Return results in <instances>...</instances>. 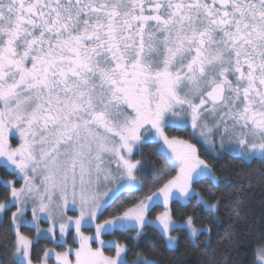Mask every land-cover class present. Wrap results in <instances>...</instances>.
<instances>
[{"label": "snow or ice", "instance_id": "1", "mask_svg": "<svg viewBox=\"0 0 264 264\" xmlns=\"http://www.w3.org/2000/svg\"><path fill=\"white\" fill-rule=\"evenodd\" d=\"M217 157L264 164V0H0V264H159L149 228L216 264L220 206L238 222L254 187Z\"/></svg>", "mask_w": 264, "mask_h": 264}, {"label": "trees", "instance_id": "2", "mask_svg": "<svg viewBox=\"0 0 264 264\" xmlns=\"http://www.w3.org/2000/svg\"><path fill=\"white\" fill-rule=\"evenodd\" d=\"M211 163L215 166L217 175L228 178L227 183L230 188L239 187L242 183V177L246 179L248 176L252 177L254 187L241 194V199L244 201V204L240 211L241 219L238 222H235L229 211L226 210L225 204H221L215 226L212 228L210 240L206 242L208 244V251L214 253L216 264H249L254 245L264 235V186L255 183L259 173L264 172V164L259 162L247 164L231 160L227 157H217ZM162 164L163 161H160L157 166ZM148 166H152L151 160L148 162ZM8 178L11 179V177L7 176L4 169L0 168V179ZM220 187L224 193V200L227 201V192L229 189H226L223 184ZM197 189L203 190V194L207 198L205 185H198ZM212 191L216 192L217 190L212 189ZM131 195L139 197L144 195V193H132ZM220 195L221 192H217V196ZM4 196L3 186H0V200H3ZM192 205H195L194 200L192 201ZM172 209L176 218L183 214L193 213V207L191 205L182 206L174 203L172 204ZM10 211L3 213V216L0 218V233L9 226ZM157 211H159V208L155 209L152 215ZM196 212L199 213L200 209H196ZM229 234H231V242H229ZM105 237L121 243L129 242L124 235L119 233L106 235ZM203 239L201 237V240ZM140 243L142 247L149 243H155L158 249L157 258L159 264H207V257L203 255L205 248V244L203 243L199 245V248H194L182 240L179 251L174 253L169 252L164 249L161 238L150 228L146 231ZM44 246L45 244L42 241L38 248L42 249ZM132 258L133 256L130 253V262Z\"/></svg>", "mask_w": 264, "mask_h": 264}, {"label": "rangeland", "instance_id": "3", "mask_svg": "<svg viewBox=\"0 0 264 264\" xmlns=\"http://www.w3.org/2000/svg\"><path fill=\"white\" fill-rule=\"evenodd\" d=\"M198 147H200V145H198ZM201 152H203V148H201ZM163 209H162V206H161V208H159V211H162ZM12 211H15V209L13 208V209H11V211L10 212H12ZM159 211H157V212H159ZM157 212H155L150 218H154L155 217V215L157 214ZM3 216V213H0V218ZM105 218H107V215H104L103 217H101V220H103V219H105ZM44 227H47V225L45 224V225H43ZM69 239V242H71V237H69L68 238ZM103 239H105V240H110V239H108V238H106L105 236L103 237ZM95 246V245H94Z\"/></svg>", "mask_w": 264, "mask_h": 264}, {"label": "flooded vegetation", "instance_id": "4", "mask_svg": "<svg viewBox=\"0 0 264 264\" xmlns=\"http://www.w3.org/2000/svg\"><path fill=\"white\" fill-rule=\"evenodd\" d=\"M9 179V178H8Z\"/></svg>", "mask_w": 264, "mask_h": 264}]
</instances>
